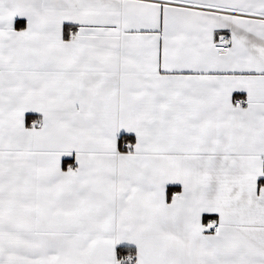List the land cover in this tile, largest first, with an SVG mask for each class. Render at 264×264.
I'll return each instance as SVG.
<instances>
[{"label": "snow or ice", "instance_id": "6c2138e0", "mask_svg": "<svg viewBox=\"0 0 264 264\" xmlns=\"http://www.w3.org/2000/svg\"><path fill=\"white\" fill-rule=\"evenodd\" d=\"M260 178L264 0H0V264H264Z\"/></svg>", "mask_w": 264, "mask_h": 264}, {"label": "crops", "instance_id": "0c3cea01", "mask_svg": "<svg viewBox=\"0 0 264 264\" xmlns=\"http://www.w3.org/2000/svg\"><path fill=\"white\" fill-rule=\"evenodd\" d=\"M22 26H23V24L18 23L17 28L19 29ZM233 95H234V97H238V96H242L243 94H241V93H234ZM31 118H32V115L29 114V122H30ZM258 183H264V180L262 178H260V180L258 181ZM177 189H179V186H177ZM206 215H212V214H206Z\"/></svg>", "mask_w": 264, "mask_h": 264}, {"label": "built area", "instance_id": "2783aa9c", "mask_svg": "<svg viewBox=\"0 0 264 264\" xmlns=\"http://www.w3.org/2000/svg\"><path fill=\"white\" fill-rule=\"evenodd\" d=\"M217 39H219V37ZM262 179L264 180V178H262Z\"/></svg>", "mask_w": 264, "mask_h": 264}]
</instances>
